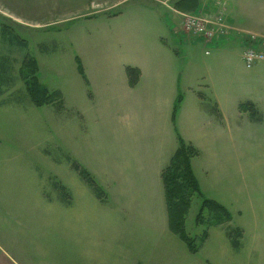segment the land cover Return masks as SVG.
I'll list each match as a JSON object with an SVG mask.
<instances>
[{"label":"crops","instance_id":"0c3cea01","mask_svg":"<svg viewBox=\"0 0 264 264\" xmlns=\"http://www.w3.org/2000/svg\"><path fill=\"white\" fill-rule=\"evenodd\" d=\"M178 1L162 0L142 14L105 16L108 23L125 19L105 37L112 42L115 36L119 61H104V44L92 48L84 68L95 108L90 117L81 114L96 119L93 130L103 140L110 134L86 168L103 185V198L94 192L97 204L62 210L59 218L55 210H0V264H264V61L246 69L245 42L237 34L210 46L180 25L187 10L224 12L235 28L264 36V0ZM197 49L206 58L213 52L212 63L223 60L225 68L241 72L240 80L226 71L217 77L207 61L195 64ZM127 66L139 69L134 86ZM234 81L245 83L249 94L242 97L243 88L236 94L229 86ZM11 97V108L26 102V96ZM247 102L254 114L240 108ZM178 134L199 150L192 166L203 194L232 214L230 222L209 230L197 253L169 228L162 172L178 148ZM3 172L0 192L2 182L7 188ZM210 174L219 181L220 200L207 188ZM35 187L39 194L38 171ZM60 226L62 241L54 238Z\"/></svg>","mask_w":264,"mask_h":264},{"label":"rangeland","instance_id":"374dc122","mask_svg":"<svg viewBox=\"0 0 264 264\" xmlns=\"http://www.w3.org/2000/svg\"><path fill=\"white\" fill-rule=\"evenodd\" d=\"M160 1L0 0V70H4L3 81H0L3 87L0 92V171L7 172L2 173V180L6 176L7 188L1 181L4 187L0 192V210H55L54 214L59 218L62 217V210H79L90 202L97 204L98 201L92 197L94 192L103 198V194L99 196L105 190L101 182L96 180L97 186L94 187L74 165V168L71 166L72 162H78L86 169L92 162L95 163L100 147L105 149L100 143L110 142V134L103 140L99 133H94L95 118L87 121L86 116L81 118L84 112L90 117L88 112L95 108L84 62L91 58L92 48L95 49L98 42L106 49L102 57L104 61L109 58L119 61L117 55L121 50L114 43L115 36L112 42L105 37L107 30H118L125 19L108 23L105 16L122 11L124 14L135 11L142 14L143 9H150ZM182 14L183 23L180 25L188 35L186 28L191 19L203 14L196 10H187ZM216 14L207 17L210 21L207 30L216 26L213 23ZM225 20L228 27L218 25L217 28L226 30L227 38L237 34L239 38L264 42L263 35L240 30L227 17ZM224 39L226 36L220 40ZM182 50L180 47V55L184 57ZM212 55L213 52L206 58L203 50L197 49L194 63L207 61V67H211L217 77L221 71H226L229 78L240 80L241 72L233 71L228 65L225 68L223 60L212 63ZM79 62L85 76L80 71ZM35 76L47 91H57L58 98L37 105L27 85ZM229 86L236 94H240L243 88L242 97L249 94L245 83L234 81ZM13 93L26 96V102L11 108V102L15 100L11 97ZM89 134L92 136L87 140ZM90 141L93 142L91 149ZM36 170L40 176L39 194L35 192ZM207 188L220 200L219 181L212 180L211 174ZM225 201L230 200L226 198ZM73 202L75 206L71 207ZM201 204L202 199L194 196L186 219V230L192 237L199 236L205 228L195 223ZM54 238L62 241V226Z\"/></svg>","mask_w":264,"mask_h":264},{"label":"trees","instance_id":"16d2710c","mask_svg":"<svg viewBox=\"0 0 264 264\" xmlns=\"http://www.w3.org/2000/svg\"><path fill=\"white\" fill-rule=\"evenodd\" d=\"M180 1L182 0H179L178 2ZM193 2L195 1L191 0V4H194ZM22 45H26V43L22 42ZM79 68L81 73L84 75V71L80 62ZM3 71V69L0 70V81H3ZM126 71L129 77L130 85H136L140 75L139 69L136 67L127 66ZM33 78L34 79L31 81V83H28L27 85L32 98L37 105H41L58 98L59 94L57 91H47V89L43 87L38 80H36V76ZM40 94H44V96H40ZM181 101L182 98L181 95H179L175 102L173 118L178 112ZM240 108L242 110L250 111L252 114L256 112V108L251 102L241 104ZM198 154L199 150L194 145L187 143L178 134V148L171 158L170 163L162 172L167 202L169 228L174 234H176L182 241L186 243L192 253H197L199 251L202 243L208 237L209 229L211 227L222 225L232 218L231 212L224 205L214 199L206 197L203 194L200 183L192 166V159ZM75 168L80 172L83 178L91 182L94 187L97 186V183L85 168H81L78 163L75 165ZM102 194H104L103 190L99 196L101 197ZM194 196L202 199V204L196 216L195 223L198 226L205 227L201 234L196 237L190 236L186 230V219L192 206V200ZM210 215L211 217H209ZM205 219L207 220V223H205ZM236 232V230H232L229 234L234 246H238L239 244V234H236Z\"/></svg>","mask_w":264,"mask_h":264},{"label":"built area","instance_id":"2783aa9c","mask_svg":"<svg viewBox=\"0 0 264 264\" xmlns=\"http://www.w3.org/2000/svg\"><path fill=\"white\" fill-rule=\"evenodd\" d=\"M214 16V15H213ZM207 17H211V15H200L197 17H193L191 20V24H188V28H186V33L190 38L204 40L207 44L212 45L223 39L226 35L224 29H218L217 26H227L225 20L224 13L216 14V19L213 21L216 26L209 28L207 30V23L210 22ZM211 24V23H209ZM187 27V26H186ZM228 27V26H227ZM244 42V51H243V60L247 67H252L259 61H264V42H260L258 40H253L251 38H241ZM208 53V51H207Z\"/></svg>","mask_w":264,"mask_h":264}]
</instances>
